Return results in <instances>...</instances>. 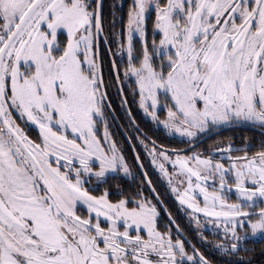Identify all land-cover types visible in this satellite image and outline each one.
<instances>
[{
    "label": "snow or ice",
    "instance_id": "1",
    "mask_svg": "<svg viewBox=\"0 0 264 264\" xmlns=\"http://www.w3.org/2000/svg\"><path fill=\"white\" fill-rule=\"evenodd\" d=\"M103 9L0 0V264H264V0ZM112 87L186 226L136 183Z\"/></svg>",
    "mask_w": 264,
    "mask_h": 264
},
{
    "label": "flooded vegetation",
    "instance_id": "2",
    "mask_svg": "<svg viewBox=\"0 0 264 264\" xmlns=\"http://www.w3.org/2000/svg\"><path fill=\"white\" fill-rule=\"evenodd\" d=\"M130 2V0H103V4H104V17H105V23L107 24L110 20H111V11L113 8V5H116L117 8L119 9V6L121 4H123V11L126 15V11H127V4ZM149 43L151 42V27L149 26ZM102 49H104V45H101ZM104 59L106 62H110V57L107 54V52H104ZM126 59V58H125ZM124 89L127 91L128 90V83L125 82V84L123 85ZM109 93L110 96L112 98L114 107L116 109L115 111V119L110 120L111 123V131L116 134V138L121 141L125 147V153L129 158V162L133 165L136 164V161L134 159L135 155L137 153H139V155L142 158V161L144 163V172L146 171L148 174V178L152 180V185L156 187L157 192L160 195V198L164 201V203L171 208L172 212L174 215L177 216V219L181 222L182 226H186L184 223V219L182 217V214L177 212V204L174 200V197L171 195L170 191L167 189L166 187V182H164L163 180L160 179V174L158 173V171H156V168L151 164L150 159L146 157V153L143 150V147L141 145H139L138 141H135V151L133 150V146L132 143L128 140V135L130 134L133 138H135L136 133L134 131H132L130 128H128V119L126 117L125 112L120 108V102H121V97H118L116 95V88L112 87L109 88ZM129 100V104L132 108V111L134 114H136L138 122L141 126L142 129H145L148 131L149 135L153 136L154 138L158 139L159 143H163L167 146L170 147H175L178 146L176 140L171 139L170 137L162 134L159 131H156L154 129V126H152L149 122H145L144 119H142V113L139 112V110L137 109L136 105L131 103V96L128 97ZM38 133V130H33V135H36ZM243 134V131H234V130H230V129H223L220 131L219 135L223 136V137H228V136H235L237 139L239 138L240 135ZM101 136H102V129H101ZM216 137L213 136L211 139H206L203 141V146L207 147L209 144L212 143V141L215 139ZM135 154V155H134ZM134 171L137 173L136 176V183H140L142 180L144 182V191L146 194H148L151 197H154L151 189L149 188V186L147 185V183L145 182L143 175L141 174V172L139 171L138 167H134ZM130 182V181H129ZM162 217L166 219L165 214L162 212ZM264 239H255V240H250L249 246H254L255 248H260V243L261 241ZM195 243H197V245H199L200 241L198 239H196L194 241ZM207 251V249H205Z\"/></svg>",
    "mask_w": 264,
    "mask_h": 264
},
{
    "label": "water",
    "instance_id": "3",
    "mask_svg": "<svg viewBox=\"0 0 264 264\" xmlns=\"http://www.w3.org/2000/svg\"><path fill=\"white\" fill-rule=\"evenodd\" d=\"M135 155V154H134ZM138 167V166H137ZM138 169H139V171L141 172V174L143 175V173H144V170H141L139 167H138ZM143 178H144V175H143ZM144 180H145V182L147 183V179H145L144 178ZM147 185H148V183H147ZM149 186V185H148ZM149 188L151 189V187L149 186ZM153 194V196L155 197V193H152ZM161 210H162V212H163V205H161ZM164 213V212H163ZM165 214V213H164ZM165 216H166V214H165Z\"/></svg>",
    "mask_w": 264,
    "mask_h": 264
},
{
    "label": "trees",
    "instance_id": "4",
    "mask_svg": "<svg viewBox=\"0 0 264 264\" xmlns=\"http://www.w3.org/2000/svg\"><path fill=\"white\" fill-rule=\"evenodd\" d=\"M261 247H264V240H262L261 243H260V248H261ZM260 248H256L257 251H259Z\"/></svg>",
    "mask_w": 264,
    "mask_h": 264
},
{
    "label": "rangeland",
    "instance_id": "5",
    "mask_svg": "<svg viewBox=\"0 0 264 264\" xmlns=\"http://www.w3.org/2000/svg\"><path fill=\"white\" fill-rule=\"evenodd\" d=\"M169 167H171L170 165H169ZM156 171H158L157 169H156ZM159 173V172H158Z\"/></svg>",
    "mask_w": 264,
    "mask_h": 264
}]
</instances>
